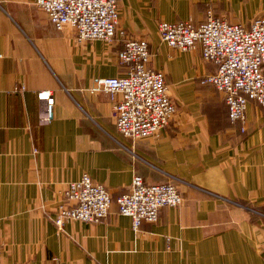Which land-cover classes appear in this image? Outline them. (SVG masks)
I'll return each instance as SVG.
<instances>
[{
	"label": "crops",
	"instance_id": "crops-1",
	"mask_svg": "<svg viewBox=\"0 0 264 264\" xmlns=\"http://www.w3.org/2000/svg\"><path fill=\"white\" fill-rule=\"evenodd\" d=\"M36 0H0V246L4 264H264V107L249 102L231 124L222 95L202 83L216 65L199 48L161 42L159 22L210 12L248 28L264 0H120L118 26L148 42L149 68L163 72L176 115L155 137L131 140L116 130L114 103L91 94L96 78L125 76L122 49L57 31ZM50 92L54 120L43 124ZM88 174L112 198L97 223L52 222L69 182ZM172 183L178 208L154 224L117 213L115 199L133 176Z\"/></svg>",
	"mask_w": 264,
	"mask_h": 264
},
{
	"label": "built area",
	"instance_id": "built-area-1",
	"mask_svg": "<svg viewBox=\"0 0 264 264\" xmlns=\"http://www.w3.org/2000/svg\"><path fill=\"white\" fill-rule=\"evenodd\" d=\"M119 1L36 0L35 5L55 30L70 28L78 41L122 43L117 61L128 66V72L122 77L96 78L90 93L110 98L119 95L113 109L120 136L131 140L155 137L176 115V104L168 95L164 73L148 66L152 58L148 42L119 28ZM157 27L161 42L169 48L179 52L199 48L202 59L216 65L215 73L202 83L222 95L229 122L241 124L244 132L248 103L264 107V16L248 28L210 12L198 24L162 21ZM39 98L45 102L41 122L49 124L54 120V101L50 92L40 93ZM64 196L51 219L59 234L69 221L100 222L108 216L112 202L110 192L88 174L67 183ZM115 203L117 213L129 218L137 230L141 222L156 223L162 208H178L182 196L172 183L146 184L135 175L128 191ZM0 264H4L1 246Z\"/></svg>",
	"mask_w": 264,
	"mask_h": 264
},
{
	"label": "rangeland",
	"instance_id": "rangeland-1",
	"mask_svg": "<svg viewBox=\"0 0 264 264\" xmlns=\"http://www.w3.org/2000/svg\"><path fill=\"white\" fill-rule=\"evenodd\" d=\"M105 43V42H104ZM105 44H107V45H112L113 43H105Z\"/></svg>",
	"mask_w": 264,
	"mask_h": 264
}]
</instances>
